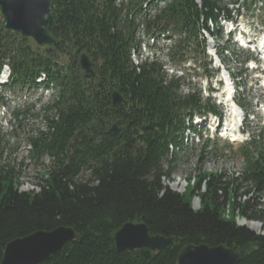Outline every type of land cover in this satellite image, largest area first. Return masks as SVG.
<instances>
[{
    "label": "trees",
    "instance_id": "obj_1",
    "mask_svg": "<svg viewBox=\"0 0 264 264\" xmlns=\"http://www.w3.org/2000/svg\"><path fill=\"white\" fill-rule=\"evenodd\" d=\"M147 1L51 0L48 31L57 40L51 49L0 28V68L7 63L20 87L46 73L59 91L43 110L45 131L31 141L35 160L50 158L39 191H21V171L0 167V263L10 242L70 228L75 242L39 264H177L184 247L203 245L236 248L240 264H264V235L236 223H264V135L241 149L240 177L204 174L184 195L170 190L164 182L171 181L178 158L169 146L182 145L184 117L204 107L198 95L183 97L177 82L166 83L161 65L137 68L131 61L141 24L148 34L185 35L177 53L199 45L201 26L216 20L220 0H203L202 8L194 0H168L154 14L143 10ZM82 52L96 79L81 72ZM112 92L124 98L122 105L112 106ZM115 122L129 125L124 137L108 134L106 126ZM91 123L100 131L91 130ZM240 191L255 197L240 204ZM195 197L198 211L191 206ZM128 223L145 224L152 236L172 238L173 244L160 254L119 251L113 235Z\"/></svg>",
    "mask_w": 264,
    "mask_h": 264
},
{
    "label": "water",
    "instance_id": "obj_2",
    "mask_svg": "<svg viewBox=\"0 0 264 264\" xmlns=\"http://www.w3.org/2000/svg\"><path fill=\"white\" fill-rule=\"evenodd\" d=\"M2 30L19 33L33 39L42 48L52 47L56 39L48 32L51 23L50 0H0ZM81 67L86 75L95 77L87 55L81 56ZM113 104L123 102L119 94L112 95ZM91 115V109L87 112ZM116 126L111 133H116ZM118 132V131H117ZM76 233L70 228H58L51 232H37L10 242L0 264H39L61 253L75 242ZM119 251L148 250L160 254L173 244L172 238L152 236L145 224H125L113 235ZM236 248L218 246H186L177 258V264H240Z\"/></svg>",
    "mask_w": 264,
    "mask_h": 264
},
{
    "label": "rangeland",
    "instance_id": "obj_3",
    "mask_svg": "<svg viewBox=\"0 0 264 264\" xmlns=\"http://www.w3.org/2000/svg\"><path fill=\"white\" fill-rule=\"evenodd\" d=\"M200 4L201 0H196ZM219 45H221L219 43ZM144 53V52H143ZM148 52L144 53L146 55ZM218 67V66H215ZM225 68L231 70L237 75L239 67L232 62H228ZM201 74V73H200ZM253 78V76H252ZM251 80H247L244 87L246 93L251 95L247 97L251 101H262L260 91L257 85ZM253 85V86H252ZM252 86V87H251ZM251 87V88H250ZM249 89V90H248ZM20 92L2 93L3 100L0 99V112L4 116L0 115V167L5 165L14 166L16 170L21 171L19 183L21 185V191H39L38 184L41 181V174L46 170L50 161L47 158H40L39 160L29 159L28 153V138L35 136L38 130L44 129V115L41 114V108H43V102L41 104L33 103L32 96L28 98V102L24 103L21 99ZM25 95V94H24ZM13 96V99H9ZM244 104V100L240 99ZM29 109L27 117H20L22 121L17 120L13 113L20 110L24 111ZM25 118V120H24ZM23 124V125H22ZM20 126V129L17 130ZM249 132L251 137L258 136L259 133L264 132V125L256 118V121L250 123ZM203 143L194 145L193 150L188 152L184 157L180 156L178 164L175 169V173L171 178V181L164 182L170 190L178 193L179 195L186 194L189 184H195V181L199 176L207 174H222L227 179H230L232 175L234 177H240L244 170V161L240 155V144L231 145L229 143H213L204 159L200 158V151L203 147ZM216 151V154L209 155V153ZM181 154V153H180ZM38 161V162H36ZM87 175V174H85ZM205 190H203L204 192ZM242 191L237 194V202L244 204L250 197H255L252 193L249 196L242 195ZM260 203L264 205V198L260 200ZM193 210L198 211L201 207V201L199 197H195L191 201ZM229 209V208H228ZM228 214V213H227ZM229 215V214H228ZM226 216L229 219V216ZM247 220L237 218L236 223L240 227L245 226L258 235H264V223L260 222H248L255 223L260 226V230L256 231L245 225Z\"/></svg>",
    "mask_w": 264,
    "mask_h": 264
},
{
    "label": "bare ground",
    "instance_id": "obj_4",
    "mask_svg": "<svg viewBox=\"0 0 264 264\" xmlns=\"http://www.w3.org/2000/svg\"><path fill=\"white\" fill-rule=\"evenodd\" d=\"M245 225H247L248 227H250L253 230L259 231L260 230V226L258 224L255 223H244Z\"/></svg>",
    "mask_w": 264,
    "mask_h": 264
}]
</instances>
